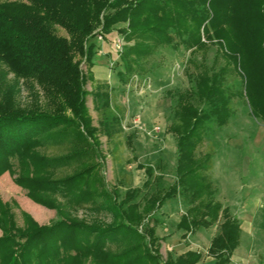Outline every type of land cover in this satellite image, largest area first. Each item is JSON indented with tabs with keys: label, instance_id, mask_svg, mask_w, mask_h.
Returning <instances> with one entry per match:
<instances>
[{
	"label": "trees",
	"instance_id": "16d2710c",
	"mask_svg": "<svg viewBox=\"0 0 264 264\" xmlns=\"http://www.w3.org/2000/svg\"><path fill=\"white\" fill-rule=\"evenodd\" d=\"M122 23L128 24L120 30L125 41L134 44L120 57L121 81L146 72L147 60L161 47L184 46L193 56L217 47L212 64L205 56L190 60L189 90L167 92L175 100L168 129L177 144L175 180L164 187L163 174L154 176L153 166L139 164L147 176L143 187L153 190L140 202L143 187L127 190L119 201L118 189L109 191L102 173L101 137L112 141L122 117L112 107V88L92 69L98 34L107 37ZM57 28L67 37L57 35ZM11 74L14 83L8 81ZM232 75L238 85H229ZM21 81L32 93L27 107L16 100ZM89 95L100 115L97 127L87 107ZM235 98L249 101L252 114L264 121V0H0V175L15 173L16 162V183L62 215L42 229L19 228L0 199V264H199V251L163 262L158 250L151 224L177 197L186 206L177 225L185 239L222 220L207 256L215 264H231L241 245V224L215 200L209 176L213 154L197 152L212 125L230 123ZM47 145H65L68 151L48 157L39 152ZM67 168L71 174L54 178L53 172ZM57 194L75 206L107 211L112 221L71 217L53 199Z\"/></svg>",
	"mask_w": 264,
	"mask_h": 264
},
{
	"label": "rangeland",
	"instance_id": "374dc122",
	"mask_svg": "<svg viewBox=\"0 0 264 264\" xmlns=\"http://www.w3.org/2000/svg\"><path fill=\"white\" fill-rule=\"evenodd\" d=\"M14 1V0H8ZM128 24H118L114 32L107 36L103 54L97 53L92 71L96 79L109 84L112 107L122 117V127L118 129L114 139L108 141L101 137L102 150L105 155L102 173L109 191L118 189L119 201L124 198L127 190L142 188L147 181L144 169L139 164L151 165L155 168L154 176L163 174L162 186L168 187L175 180L177 165L176 138L168 132L173 120L175 100L167 92L189 90V74L194 70L190 60H201L204 56L208 64H212L217 47L210 46L206 54H191V50L182 46L178 50L159 48L146 62V72L126 76L125 81L118 77L124 72V66L114 54L113 45L116 39H122L120 30ZM57 35L67 37L66 32L57 28ZM134 42H126L124 49ZM101 45V44H100ZM223 65V60L220 61ZM84 72L88 71L82 64ZM13 74L8 76L10 83L15 82ZM238 77H229V85L236 83ZM93 84L87 89L91 91ZM31 90L21 81L17 93V103L21 107L31 104ZM248 100V99H247ZM87 107L98 126L100 115L95 110L92 95L87 97ZM234 116L225 127L212 125L204 143L199 147L198 154L212 153L213 167L209 172L214 188L215 200L229 208L233 217L241 224L243 233L240 247L233 255V264H264V121L252 114L249 101L247 104L240 98L232 103ZM129 136H133L132 146ZM65 146V145H63ZM47 145L39 149L42 155L59 157L65 155L68 148ZM15 173L5 171L0 175V199L8 204L19 228L29 226L32 230L48 227L61 220L62 215L56 209H50L29 197L27 189L16 183L18 178L17 164ZM72 169H60L53 172L58 179L71 174ZM154 180V179H152ZM155 186V182H152ZM152 189L143 187L136 202L142 201ZM66 214L94 221L111 222L112 214L99 212L92 205L78 207L73 205L62 194L53 196ZM184 199L177 197L167 201L165 206L155 213L151 226H156L158 250L163 262L171 256L176 259L189 250L199 251L203 259L199 264H212L207 256L213 237L220 233L222 220L210 229H200L186 239L183 231L177 228L181 216L185 213ZM3 232L0 229V236Z\"/></svg>",
	"mask_w": 264,
	"mask_h": 264
},
{
	"label": "built area",
	"instance_id": "2783aa9c",
	"mask_svg": "<svg viewBox=\"0 0 264 264\" xmlns=\"http://www.w3.org/2000/svg\"><path fill=\"white\" fill-rule=\"evenodd\" d=\"M96 40L98 41L99 46H102L106 42V36L102 32H100L98 34ZM124 46H125V39L124 38H122V39L118 38V39L115 40V43L113 45V49H114L115 57L117 59H120V57H121V55H122V53L124 51ZM98 52H99L100 55L103 54V52H104L103 51V47H101V49H99Z\"/></svg>",
	"mask_w": 264,
	"mask_h": 264
},
{
	"label": "crops",
	"instance_id": "0c3cea01",
	"mask_svg": "<svg viewBox=\"0 0 264 264\" xmlns=\"http://www.w3.org/2000/svg\"><path fill=\"white\" fill-rule=\"evenodd\" d=\"M241 228H242V227H241ZM242 231H243V230H242ZM216 236H217V235H216ZM241 240H242V239H241ZM210 245H211V244H210ZM239 247H240V246H239ZM239 247H238V248H239ZM209 248H210V247H209ZM238 248H237V249H238ZM237 249H236V250H237ZM236 250H235V251H236ZM193 251H194V250H193ZM207 252H208V251H207ZM185 253H186V252H185ZM200 253H201V252H200ZM234 253H235V252H234ZM202 255H203V254H202ZM233 255H234V254H233ZM208 257H209V256H208ZM210 258H211V257H210ZM202 259H203V258H202ZM201 261H202V260H201ZM212 261H213L212 264H215V263H216L215 259H213V258H212ZM231 264H233V257H232V263H231Z\"/></svg>",
	"mask_w": 264,
	"mask_h": 264
}]
</instances>
